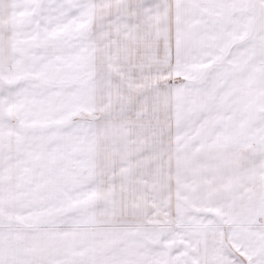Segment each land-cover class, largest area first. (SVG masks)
Returning <instances> with one entry per match:
<instances>
[{
	"label": "snow or ice",
	"instance_id": "obj_1",
	"mask_svg": "<svg viewBox=\"0 0 264 264\" xmlns=\"http://www.w3.org/2000/svg\"><path fill=\"white\" fill-rule=\"evenodd\" d=\"M0 264H264V0H0Z\"/></svg>",
	"mask_w": 264,
	"mask_h": 264
}]
</instances>
